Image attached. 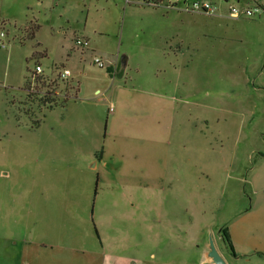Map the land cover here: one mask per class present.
Masks as SVG:
<instances>
[{
    "label": "crops",
    "instance_id": "crops-1",
    "mask_svg": "<svg viewBox=\"0 0 264 264\" xmlns=\"http://www.w3.org/2000/svg\"><path fill=\"white\" fill-rule=\"evenodd\" d=\"M41 1L52 7L58 0ZM209 1L215 3L219 10L230 0ZM248 1L234 0L227 8L235 2L244 5ZM255 1L263 9L257 18H234L228 15L227 9L228 17L225 18L229 21L226 22L223 16L219 19L225 28L220 29L222 34L218 37L231 39L232 43L242 42L241 45L246 48L247 44L248 49L251 44L256 48L250 52L242 50L245 56L241 62L243 71L253 72L256 78L259 77L257 85L263 93L256 100H259L258 111L262 116L264 0ZM156 9L175 10L178 11L177 15L181 14L179 11L187 12L179 7L151 10ZM247 27L250 32H247ZM231 45L233 47L225 58L237 56L234 44ZM68 47L70 52L79 50V60L84 59L86 48L67 44ZM97 47L89 51L92 56V52H95L102 58L106 71L92 80L87 76L85 65L74 67L71 64V70L68 68L69 81L77 93L63 105L66 120L72 123L73 154L81 163L78 167L86 169L88 174L55 178V186L50 187L51 196L42 198L33 195V183L29 177L14 182L16 191L9 190L6 197L0 196V215L5 220L2 227H33V215L69 217L67 220H74L79 227H69L70 231L66 234L61 229L62 234H56L58 239L53 238L56 243L62 240L67 243L57 244L60 247L67 245L76 249L78 256L73 258L72 264H215L208 255L210 239L223 264H264V129L258 133L252 132L253 142L257 141L259 146L245 150L247 159H252L255 152L258 155L247 171L248 194L241 200L245 202L243 207L233 212L225 224L218 222L210 224L215 227H206L207 224L199 227L201 219L194 220L198 217L196 213L214 215L219 207L218 204L212 208L203 203L200 210L193 213L191 197L199 195L201 200H207L203 184L208 183L211 177L216 183L221 180L225 168V132L231 137L229 142L235 144V147L231 145L230 168L234 165V155H237V147L242 141L240 135L245 134H240V130L234 128L228 131L221 127L206 129L207 121L219 124L221 119L217 112H212L215 115L210 117L204 112L216 109V105L221 107V111L223 101L221 97H201L205 93H197L202 88L201 83L193 87V82L186 80L185 73H180L181 77L172 83L170 78L168 88H159V85L154 88L144 76L142 80L140 76L128 75V58L121 56L118 47L111 50ZM45 52L46 49L43 50L44 57ZM185 55L182 50L174 53V63L169 64L171 71H182L193 63L190 55L188 60ZM68 56L66 54L65 57ZM130 56H134L133 52ZM75 58L73 56L74 61ZM146 60L148 58H141V62L145 63ZM137 69L138 66L134 67L135 72ZM87 81L95 83L92 93L82 84ZM139 81H144L143 86H139ZM245 81L247 84V78ZM144 84L152 89L145 88ZM100 85L103 89L99 88ZM91 94H96L97 101L93 100ZM239 100L235 98L231 103L232 125L234 115L238 114ZM112 105L114 110L108 112L102 133L98 125L102 111ZM250 115L255 116L253 108ZM245 140H249L248 135ZM1 174L7 173L3 171ZM230 178L237 181L235 176ZM35 184L42 187L44 181ZM219 187L223 194L222 180L215 190L216 199ZM89 215L92 217L89 218ZM202 220L208 222V218ZM40 221L41 218L35 220ZM28 231L31 236V230ZM11 234L15 240L9 244L16 247L21 242V235L19 232ZM39 234V238L44 236L42 229ZM24 253L27 255L24 264H39L40 259L30 257L28 250Z\"/></svg>",
    "mask_w": 264,
    "mask_h": 264
},
{
    "label": "rangeland",
    "instance_id": "rangeland-1",
    "mask_svg": "<svg viewBox=\"0 0 264 264\" xmlns=\"http://www.w3.org/2000/svg\"><path fill=\"white\" fill-rule=\"evenodd\" d=\"M233 2L234 0L229 1ZM229 3L219 8L218 16H209L183 11H179L181 14L177 15L178 11L175 10H151L152 8L125 3V0H58L52 7L41 0H0V33H3L0 42L5 44L4 47L0 44V196L6 197L9 190L16 191V185L13 183L23 177L32 180L33 195L42 198L51 196L50 187L55 186L53 184L55 178L88 174L86 169L78 167L81 163L73 154L72 123L66 120V108H63L65 102L77 92L73 91L75 89L69 80L60 81L55 75L57 70L63 67L71 70V64H74V67L85 65L87 76L94 80L106 71V67L105 65L99 67L93 63L92 57L100 56L95 52H92L94 53L92 56L89 49H98L99 46L111 50L118 47L121 56L128 58L129 65L126 66L128 75L137 78L140 76L142 80L146 78L154 88L158 85L159 88H168L170 78L172 83L174 79L181 77L180 73H185L186 80L193 82V87L201 83L202 88L197 92L198 94L205 92L201 97L205 99L221 97L224 104L222 110L219 111L221 107L216 105V109H207L204 114L210 117L215 115L212 112H217L221 119L219 124L222 126L207 121L206 129L221 127L228 131L234 128L239 129L240 134H245L240 135L243 142L238 145L234 165L230 168L233 143L229 142L231 137L225 132L223 142L225 168L220 178L224 193L221 194L219 187L216 199L215 190L221 180L216 183L211 177L208 183L203 184L207 200H201L199 195L191 197L193 213L198 212L203 203L212 208L217 204L219 207L214 215L196 213L198 217L194 220L201 219L199 227L204 224H207L206 227H215L212 225L218 222L225 224L233 212L242 208L245 203L241 200L248 194L247 171L258 155L255 152L252 159H247L245 150L259 146L257 141L253 142L252 132L258 133L264 129V115H260L259 100H256L263 93L257 85L259 77L256 78L253 72L243 71L241 62L245 56L242 50L250 52L256 48L251 44L248 49L247 44L245 48L241 45L242 42L232 43L231 39L222 40L218 37L225 28L221 26L219 19L223 16L226 22L229 21L225 18ZM257 17L258 15L250 18ZM35 23L38 29L34 38L29 39L25 35ZM250 31L247 27V32ZM82 37L88 38L89 47L84 49L83 60H79L80 51L73 49L72 55L76 57L74 61L67 44L75 46V38ZM231 44H234L237 56L225 58V54L233 47ZM44 49L46 57L43 56ZM180 50L185 51L186 60L190 55L193 63L182 71L180 69L173 72L170 65L174 63V53L177 54ZM132 52L133 57L130 56ZM66 54L70 57H65ZM142 57L148 60L145 63L141 62ZM197 61L199 67L195 64ZM36 63H40L48 75H35L36 88L31 91L30 73ZM136 66L137 72L134 70ZM143 82L139 81V86H143ZM82 84L92 93L94 81ZM144 86L152 89L151 86L145 84ZM99 88L103 89L101 85ZM51 90H56L58 96L49 98L46 93L40 94ZM69 94L70 97L65 99L63 104L60 101L56 102L61 100L59 97L62 98V95L64 97ZM91 95L93 100L97 101L96 94ZM53 98L55 99L52 100ZM235 98L240 99V105L232 125L231 103ZM256 107L258 109H255ZM252 108L255 116L250 115ZM108 112L106 106L98 123L102 133L106 117L110 113ZM247 135L249 140H245ZM233 146L235 147V144ZM3 171L7 174H1ZM232 176H235L237 181L231 180ZM40 180L44 181L42 187L35 184ZM231 187L234 188L233 192ZM92 203L93 196L90 207ZM47 211L51 212L50 209ZM91 217L89 215V218ZM40 218V222H35ZM67 218L69 217L33 215V227H2L5 220L0 215V264H24L23 260L27 257L24 251L27 250L30 257L40 259L39 264H72L73 258L78 256L76 249L67 245L60 247L57 244L67 243L63 242L64 240L56 243L54 240L58 239L56 234L60 232L59 230L62 229L66 234L70 231L69 227H79L78 223L74 220L68 221ZM204 218H208L207 223L202 220ZM9 223L11 224L10 220ZM37 225L41 227H36ZM41 229L44 236L39 238ZM28 230H31V236ZM18 232L21 235V242L13 247L9 244L15 240L11 233Z\"/></svg>",
    "mask_w": 264,
    "mask_h": 264
},
{
    "label": "built area",
    "instance_id": "built-area-1",
    "mask_svg": "<svg viewBox=\"0 0 264 264\" xmlns=\"http://www.w3.org/2000/svg\"><path fill=\"white\" fill-rule=\"evenodd\" d=\"M125 3H132L137 6H147V7H152V8H163V9H171V8H176L179 7L184 11L187 12H198V13H204L208 15H212L218 12V7L215 5V3L209 1V0H125ZM261 5H259L255 0H249L246 4L244 5H239V4H231L228 7V15L234 18L237 17H254L258 15L262 11ZM0 36H3V33H0ZM75 46L78 48H88L89 46V41L88 39L82 37V38H75ZM1 46L4 47L5 44L3 42H0ZM93 63H95L99 67H103L104 63L103 60L98 57V56H93L92 57ZM39 74H44V69L40 64H35L34 65V70L30 73V84H31V91H34L36 87H34V84L36 85V82L34 80L35 75ZM56 77L60 81H68L70 78V71L68 68H60L56 72ZM72 90V89H71ZM70 90V93L72 92ZM46 93L48 97L50 96L55 97L58 96L56 93V90H51L49 92H43L40 94ZM70 97V94L68 96L62 95V98L59 97L61 100H56L58 101H63ZM53 98L52 100H54ZM113 107L109 106L108 111L112 112Z\"/></svg>",
    "mask_w": 264,
    "mask_h": 264
},
{
    "label": "water",
    "instance_id": "water-1",
    "mask_svg": "<svg viewBox=\"0 0 264 264\" xmlns=\"http://www.w3.org/2000/svg\"><path fill=\"white\" fill-rule=\"evenodd\" d=\"M122 60H121V64H122ZM209 257H211V259L214 261L215 264H223L221 258L219 257L215 246L213 244V241L210 239L209 242V253H208Z\"/></svg>",
    "mask_w": 264,
    "mask_h": 264
},
{
    "label": "trees",
    "instance_id": "trees-1",
    "mask_svg": "<svg viewBox=\"0 0 264 264\" xmlns=\"http://www.w3.org/2000/svg\"><path fill=\"white\" fill-rule=\"evenodd\" d=\"M37 29H38V25L35 23V25H34L32 28L28 29L27 34H26L25 36H26L27 38H29V39L34 38ZM62 102H64V100L61 101L60 103L63 104ZM225 240L227 241L226 236H225ZM227 242H228V241H227ZM229 246H230V244H229Z\"/></svg>",
    "mask_w": 264,
    "mask_h": 264
}]
</instances>
